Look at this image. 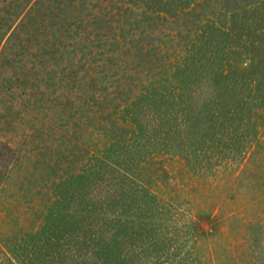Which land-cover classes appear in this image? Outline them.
<instances>
[{"label": "rangeland", "instance_id": "obj_1", "mask_svg": "<svg viewBox=\"0 0 264 264\" xmlns=\"http://www.w3.org/2000/svg\"><path fill=\"white\" fill-rule=\"evenodd\" d=\"M152 7L0 0V264H22L18 257L39 264L22 238L49 226L56 209H80L81 226L98 224L100 154L116 159L139 145L130 171L138 178L133 168L147 162L144 176L154 180L161 261L264 264V129L242 152L209 166L145 143L163 63L218 11L224 23L257 17L247 48L264 87V0H226L225 10L214 0L175 21Z\"/></svg>", "mask_w": 264, "mask_h": 264}, {"label": "trees", "instance_id": "obj_2", "mask_svg": "<svg viewBox=\"0 0 264 264\" xmlns=\"http://www.w3.org/2000/svg\"><path fill=\"white\" fill-rule=\"evenodd\" d=\"M213 1L146 0V4L170 16L167 21H175L192 14L195 6ZM218 1L225 10L226 0ZM239 17L232 15L224 23L221 11L212 14L190 31L192 39L182 52L174 51L163 63L167 74L150 92L151 128L145 135L149 146L159 145L186 162L209 166L213 158L242 152L264 129V87L252 72L256 52L247 48V32L257 17ZM141 147L116 159L100 154L98 224L81 226L80 209H56L49 226L43 224L45 228L22 238L39 264H182L160 260L167 252L164 229L157 224L159 198L148 189L154 180L144 176L147 162L133 168L138 178L130 171ZM127 185L138 190L128 194Z\"/></svg>", "mask_w": 264, "mask_h": 264}]
</instances>
